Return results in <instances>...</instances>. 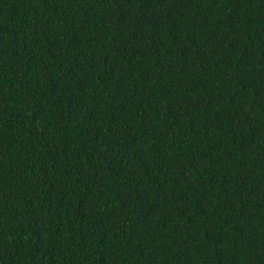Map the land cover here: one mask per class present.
<instances>
[{"label":"trees","instance_id":"trees-1","mask_svg":"<svg viewBox=\"0 0 264 264\" xmlns=\"http://www.w3.org/2000/svg\"><path fill=\"white\" fill-rule=\"evenodd\" d=\"M0 264H264V0H0Z\"/></svg>","mask_w":264,"mask_h":264}]
</instances>
